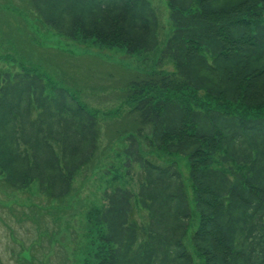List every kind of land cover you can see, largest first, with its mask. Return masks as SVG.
Instances as JSON below:
<instances>
[{
  "label": "trees",
  "instance_id": "trees-1",
  "mask_svg": "<svg viewBox=\"0 0 264 264\" xmlns=\"http://www.w3.org/2000/svg\"><path fill=\"white\" fill-rule=\"evenodd\" d=\"M167 2L172 31L158 63L175 70L131 81L123 103L151 127L155 150L186 160L188 178L129 137L124 152L130 169L143 171L137 198L148 220L133 219V192L115 185L87 216V264H193L191 229L202 264H264V0ZM30 3L37 19L76 42L129 54L160 45L149 0ZM99 115L33 68L0 66V180L68 197L97 154Z\"/></svg>",
  "mask_w": 264,
  "mask_h": 264
},
{
  "label": "rangeland",
  "instance_id": "rangeland-1",
  "mask_svg": "<svg viewBox=\"0 0 264 264\" xmlns=\"http://www.w3.org/2000/svg\"><path fill=\"white\" fill-rule=\"evenodd\" d=\"M149 1L160 22V45L150 53L129 54L59 35L37 19L30 0H0V57L6 58L0 62L1 69L17 73L22 66L33 68V74L69 90L100 113L97 154L77 173L68 197L54 200L37 183L15 190L0 180V264H87V216L106 205L105 194L115 185L133 192V219L146 224L148 214L139 208L137 198L143 171L136 163L130 169L124 152L131 136L139 140L151 160L160 164L176 161L188 178L186 160L155 150L149 141L151 127L142 126L123 103L131 81L158 70H175L170 60L158 63L172 31L168 2ZM114 176L119 177L117 182L112 181ZM193 232L191 229L186 242L194 255L193 264H202L191 244Z\"/></svg>",
  "mask_w": 264,
  "mask_h": 264
}]
</instances>
